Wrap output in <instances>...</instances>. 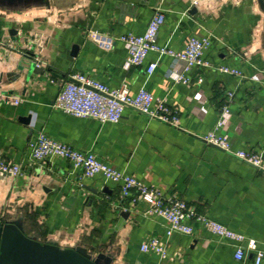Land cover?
<instances>
[{
    "label": "crops",
    "instance_id": "1",
    "mask_svg": "<svg viewBox=\"0 0 264 264\" xmlns=\"http://www.w3.org/2000/svg\"><path fill=\"white\" fill-rule=\"evenodd\" d=\"M154 8L165 15L158 44L177 51L191 36L208 37L205 58L241 75L195 68L190 83L177 82L180 66L155 52L143 65L126 68L118 37L141 34ZM152 62L156 67L147 74ZM75 73L110 88L126 85L132 94L148 89L178 109V126L129 107L117 123L65 114L53 107L56 83ZM228 91L234 94L226 132L232 150H254L264 160L260 0H0V92L21 100L0 101V158L26 166L17 177L0 173V221L61 250L110 256V264H254L250 252L236 261L234 246L196 221L191 235L167 236L163 218L143 213L144 201L133 208L118 203L114 182L81 178L60 158H29L28 142L45 132L180 196L195 211L257 240L264 252V171L201 139L215 125ZM151 238L167 247L165 256L140 251Z\"/></svg>",
    "mask_w": 264,
    "mask_h": 264
},
{
    "label": "built area",
    "instance_id": "2",
    "mask_svg": "<svg viewBox=\"0 0 264 264\" xmlns=\"http://www.w3.org/2000/svg\"><path fill=\"white\" fill-rule=\"evenodd\" d=\"M165 22V15L159 8L149 18L141 34H122L119 41L126 49L125 67L143 65L147 55L155 52L160 56H168L179 66L175 74L177 82L190 83L189 73L195 68L215 69L220 72L240 76L241 73L224 65H215L205 58V52L210 46L208 37L191 36L187 39L181 50H172L158 44L157 35ZM37 66H39L37 64ZM156 63H149L145 69L150 74ZM71 79L58 81L57 93L53 107L65 114L77 118H93L102 123H117L122 117L123 110L132 108L150 118L177 127L179 124V111L171 107L164 99L156 98L146 88L140 87L132 94L126 85L119 88L109 86L81 73L72 74ZM54 82V80H51ZM233 92L228 91L225 102L218 110V118L213 126L201 139L222 151L264 171V160L261 154L254 150H232L227 129L230 124V103ZM0 101L18 105L19 98L8 96L0 92ZM30 162H40L60 158L65 160L73 171L79 172L81 178L101 176L106 181L119 185L118 203L128 202L130 208L137 202L144 201L147 209L145 215L160 216L165 221V233L191 235L193 229L191 222L196 221L215 237L234 246L233 258L243 261L248 252L253 254V263L260 264L264 259V252L259 243L253 238L233 231L204 213L193 209L188 202L176 194H166L154 186H148L131 175L124 174L114 167L102 162L93 152H83L72 146L60 142L45 132H38L28 142ZM26 167V166H25ZM23 164L6 161L0 158V173L17 177L23 174ZM246 243L245 245H243ZM142 252H156L165 256L167 247L160 244L156 238H151L140 245Z\"/></svg>",
    "mask_w": 264,
    "mask_h": 264
},
{
    "label": "water",
    "instance_id": "3",
    "mask_svg": "<svg viewBox=\"0 0 264 264\" xmlns=\"http://www.w3.org/2000/svg\"><path fill=\"white\" fill-rule=\"evenodd\" d=\"M260 2L264 5V0ZM111 260L82 248L61 250L55 244L40 243L25 236L18 224L0 221V264H110Z\"/></svg>",
    "mask_w": 264,
    "mask_h": 264
}]
</instances>
